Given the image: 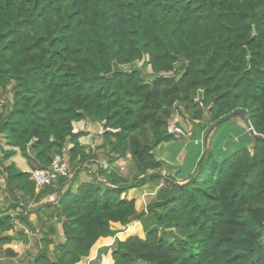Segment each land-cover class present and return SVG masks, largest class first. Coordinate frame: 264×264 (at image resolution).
<instances>
[{"label": "trees", "instance_id": "16d2710c", "mask_svg": "<svg viewBox=\"0 0 264 264\" xmlns=\"http://www.w3.org/2000/svg\"><path fill=\"white\" fill-rule=\"evenodd\" d=\"M3 95L2 164L20 154L29 171L5 167L0 256L27 242L18 223L39 238L32 264H79L108 239L114 264H264V139L230 157L202 147L182 185L156 154L178 141L181 114L210 131L244 111L264 137V0H0ZM87 121L102 127L110 164L131 158L132 180L107 168L82 182L97 157L75 130ZM67 153L75 176L37 193L31 172ZM147 184L157 197L140 213L127 194ZM32 205L52 211L49 225L32 224ZM19 207L26 216L11 213Z\"/></svg>", "mask_w": 264, "mask_h": 264}, {"label": "rangeland", "instance_id": "374dc122", "mask_svg": "<svg viewBox=\"0 0 264 264\" xmlns=\"http://www.w3.org/2000/svg\"><path fill=\"white\" fill-rule=\"evenodd\" d=\"M145 62H147V60L145 61H141V62H138L137 63V67L138 68H142L144 67L145 65ZM182 66V64H181ZM180 65H178V68L181 67ZM149 72H151V68L150 67H147L145 73L148 74ZM5 95H3L1 98H0V104H2V101L1 99H4ZM179 114H181L183 112L182 108L178 111ZM182 115V114H181ZM176 116L172 122H171V129H173V124L175 123L176 120H179L181 122H184L187 126L186 127H192L191 129L194 130L195 129V124H192V121H189L187 119L189 118H183L182 116ZM187 122H189L190 124H187ZM238 120H231L229 122H226L224 124H222L221 126L217 127L214 129L216 135H217V138L222 136V144L220 147L218 148H222V150H228L227 153L225 154V157H230L232 156L233 154H235L237 151L243 149L244 147H248L250 143H247L246 140H250L251 141V135L248 131V128L246 127V125L244 123L242 124H237ZM239 123V122H238ZM181 125V123H180ZM236 125L240 126V133L243 134L244 138L241 139V144L238 145L237 147L234 146V140L237 136L236 134ZM194 128V129H193ZM75 130L76 132H85V133H88L90 134L89 136L87 137H84L81 139V144L83 146V148L85 149V151L87 153H90V151H95V153L97 154V157L95 160H92L87 166L85 167H81L79 169L80 172H81V177L86 179L87 177H90L92 178V181H94L95 178H98V179H101V176H99V172L103 169H110V170H117L119 172L120 175H122L123 177H126V178H129L130 180L133 179L132 177V169H133V162L131 160L130 157H127L125 159H122V160H119L117 162H115L114 164H110L109 161L107 160V158H104L103 157V154H102V150L100 149L101 148V145H102V139H101V135L103 134V129L102 127L99 125V124H93L91 122H81L79 124H75ZM211 132H213V130H211ZM187 133L189 137H191L189 134L192 133L191 130L190 131H186L185 129H183V133L181 134H177L175 135L177 138H180V137H183V135ZM224 135V136H223ZM210 135L209 136H206V138L209 139ZM199 140H202V139H199ZM211 143V141H210ZM212 144V143H211ZM6 147V144L3 140L2 137H0V184L2 187H6L7 185V180H8V177L6 176V171H5V167L9 166L10 165V161H16L17 163L21 164L24 162L23 158L21 157V155L19 154L17 157H15L13 160H9L7 162H5L4 164L3 163V159H4V155L2 153V150ZM67 149L70 150L72 148V145L68 144L67 145ZM203 147V146H202ZM201 147V148H202ZM169 150L166 152L167 154H165V151H162V154L164 153L165 156H166V162H168V164L171 166L169 168V171L171 173H175L176 171H178V174L179 176H184V177H187V176H190L193 172H198L200 171L201 169V166L199 164V160H197V157H196V154L194 153L193 149L191 148L189 151L185 150L188 152L187 156H185L184 160L181 162V159H179V157L181 156L180 152L183 151L185 148H186V142L181 140V141H176V142H172L170 143V146L168 147ZM161 150L160 149H157L156 150V154L157 156L160 158V152ZM215 155H217L219 152H217V150H215ZM61 162L63 163H66L69 161V156H68V153L65 154L63 156V158H58ZM24 164V163H23ZM194 168V171L192 172V169ZM78 169V170H79ZM91 173V175L89 174ZM76 174V171L73 170L72 171V174H71V177H70V180H72V178L75 176ZM95 176V177H93ZM163 176L165 177H170L168 174L164 173ZM102 180V179H101ZM146 186V187H145ZM157 187L154 186V185H150V184H147V185H143L142 187L139 188V190L136 192L137 194L138 193H141V189L142 191H144L143 193H148V196L146 197L147 198V203L149 204L151 201L154 200V196L157 192ZM128 196V194H127ZM6 199H7V194L3 191L1 194H0V208L3 209V210H7L9 209V205L7 204L6 202ZM55 198H50L46 201H44V203L42 205H46L49 201H53ZM50 202V203H51ZM49 203V204H50ZM42 205H32V208L35 207V208H31L33 211H36L38 209H40L41 207H44ZM43 211V210H42ZM11 213L14 215V211H11ZM49 213L52 214V211L49 210ZM3 215L1 214L0 215V218L2 217ZM18 227V226H17ZM38 229L40 230V228L38 227ZM170 230H165V231H160L161 233V236L163 237L164 236V233L166 232H169ZM36 239H39L38 237H36ZM29 243H25V246H23V248L21 249V246H20V249L21 251H25L26 249H28V245ZM12 246V249H13V244L11 245ZM6 247V246H5ZM31 251L32 253L35 255L37 253L36 251V246H35V243H34V247H31ZM111 250V249H110ZM109 249H104L101 251V254H100V258L102 257L103 259V256L106 255V254H109L111 253ZM30 251V252H31ZM113 252V250H112Z\"/></svg>", "mask_w": 264, "mask_h": 264}, {"label": "crops", "instance_id": "0c3cea01", "mask_svg": "<svg viewBox=\"0 0 264 264\" xmlns=\"http://www.w3.org/2000/svg\"><path fill=\"white\" fill-rule=\"evenodd\" d=\"M238 122H237V124H242L243 123L240 120H238ZM180 123H181V125L179 124L180 127H182L183 129H185L186 131H190L191 130V132H192V137H189L188 134L185 133L183 135V137L178 138V141L183 140V141L186 142V148L183 151H181V153H180L181 156L179 157V159H181V162L184 160L185 156H187V154H188L187 151H189L191 148L193 149L194 153L196 154L197 160L199 159L198 156L201 154V151H202V148L201 147L202 146H197L195 144V141H198L199 139H202L205 136V134H206V136H209L210 135L209 142L211 141V143H212V150H214V151L217 150L218 151L220 149L218 147L221 146V144H222L221 141H222V138L223 137L220 136V137L217 138V135H216V133H215L214 130H213V132H211V130L208 131L206 125H204V128L202 126L195 125V129L193 128L194 130H192L191 129L192 127L191 128L190 127H186L187 125L184 122H180ZM187 124H190V123H187ZM235 128H236V130H235L236 131V134L239 135L234 140V146L237 147L238 145H240L241 139L244 138V136H243V134L240 133V126L236 125ZM211 143H210V145L208 147H211ZM168 147L169 146H165V147L161 148L160 150L165 151V154H167L166 152L169 150ZM185 150H187V151H185ZM162 151H160L161 152L160 159L166 160L167 158H166V156H165L164 153L162 154ZM23 161H24L23 162L24 164L22 163V165L19 164V163H17L16 161L15 162L18 164V167L20 169H22L24 171H29L27 169L28 167H27L26 161L25 160H23ZM111 171L118 172L115 169H113ZM193 171H194V168L192 169V172ZM165 173L168 174L169 176L170 175L177 176L178 171H176L174 174L173 173H167V172H165ZM194 173L195 172H193L190 176H187V177L178 176L179 180H181L180 184L182 185L183 184L182 181L187 180ZM81 179H82V182L83 183L84 182H92V178H89V177H87L86 179L84 178V180L81 177ZM156 189H157V192H158V188H156ZM138 190H139V188L138 189H131L128 192L127 198L128 199H135L136 200L137 210L140 213H142V212H145L147 210L148 203H147V198L146 197L148 196V193L147 192L146 193H143L144 191H142V189H141V191H140L141 193H138L137 194L136 192ZM157 192H156L155 195H153L154 196V199L157 197ZM33 208H35V207H33ZM42 210L38 209L36 211V213H35V211L32 210V214H31V216L29 218V220L32 222V224L37 229L39 227L40 222L41 221L42 222L43 221L47 222L49 220V218H50V215H51V213H49V210H47V209H42ZM47 224L49 225L50 222H47ZM17 226L18 227L16 228V230H17V232L19 231L18 233L25 232L27 235H30V236L28 238H26V241L27 242H25V241H19L18 240V241H15L13 243V245L14 244H18V245L21 246V249H22L23 246H25V243H29L27 245L28 246V249H26L25 251H21L20 253H17L18 256L16 258L12 259V260H10L9 258H6L5 256L4 257L3 256H0V264H32V262L34 261V260H31L30 259V260H26L27 262H25V257L27 255H29L30 251L32 250L31 247H34V243L37 241V239H36L37 236H32L31 233H30V231L26 227H24L22 225H19L18 223H17ZM58 228H59V231H60V235H62V226L61 225H58ZM132 228L133 227L129 228L125 233L119 234L116 238L119 239L120 237H122L123 235H125L126 233H128L129 231H131ZM17 232L16 233H12L11 232L9 234V236H17V237H19V235H18ZM115 240L116 239H108V240H105V241L99 243V245L93 250V252L91 254V257L88 260H84V261H82L79 264H114L113 259H112V249L111 248H112ZM8 248H11L12 249V246L10 245V246H6L5 247V249H8ZM51 249L53 250V248H51ZM104 249H109V250L111 249L110 250L111 253L104 255L103 256V259H102V257L100 258V254H101V251L104 250Z\"/></svg>", "mask_w": 264, "mask_h": 264}, {"label": "built area", "instance_id": "2783aa9c", "mask_svg": "<svg viewBox=\"0 0 264 264\" xmlns=\"http://www.w3.org/2000/svg\"><path fill=\"white\" fill-rule=\"evenodd\" d=\"M128 67H125V70H127ZM181 121L176 120L173 124V129L170 127V132L177 135L183 133V128L178 126ZM189 123V122H187ZM192 136V133L189 134ZM195 144L197 146H203V148L206 150L208 146L210 145L208 138H203L202 140L195 141ZM72 170H70L68 162L63 163L58 158L52 163L51 167L48 169H41L34 172H31V180L35 184L36 192L39 193L45 188L52 186L57 182V180L60 177H71ZM15 216L19 215H27V212L24 210L23 207H19L15 213ZM39 235V232H37ZM13 250L16 253H20V245L14 244Z\"/></svg>", "mask_w": 264, "mask_h": 264}, {"label": "water", "instance_id": "95a60500", "mask_svg": "<svg viewBox=\"0 0 264 264\" xmlns=\"http://www.w3.org/2000/svg\"><path fill=\"white\" fill-rule=\"evenodd\" d=\"M235 119L242 121V122L246 125V127L248 128V131H249L250 135H251L253 138H255V139H264L263 136H258V135L255 133V131H254L252 125H251V122H250L249 118L247 117V115H246V113H245L244 111H237V112H234V113H233L232 115H230L229 117H227V118L223 119L222 121H220V122L216 125V128L219 127V126H221L222 124H224V123H226V122H229V121H231V120H235Z\"/></svg>", "mask_w": 264, "mask_h": 264}]
</instances>
